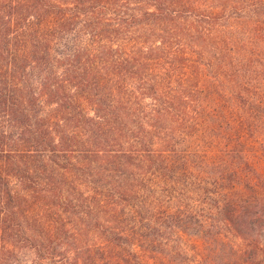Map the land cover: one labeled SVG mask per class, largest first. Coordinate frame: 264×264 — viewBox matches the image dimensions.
<instances>
[{
    "label": "trees",
    "instance_id": "16d2710c",
    "mask_svg": "<svg viewBox=\"0 0 264 264\" xmlns=\"http://www.w3.org/2000/svg\"><path fill=\"white\" fill-rule=\"evenodd\" d=\"M264 264V0H0V264Z\"/></svg>",
    "mask_w": 264,
    "mask_h": 264
},
{
    "label": "rangeland",
    "instance_id": "374dc122",
    "mask_svg": "<svg viewBox=\"0 0 264 264\" xmlns=\"http://www.w3.org/2000/svg\"><path fill=\"white\" fill-rule=\"evenodd\" d=\"M19 261L22 264H30L31 262H35L34 256L30 252H24L19 257ZM40 264H46V263H40Z\"/></svg>",
    "mask_w": 264,
    "mask_h": 264
}]
</instances>
